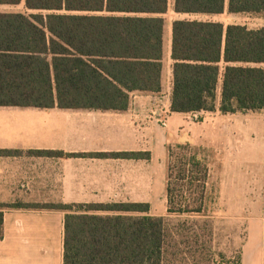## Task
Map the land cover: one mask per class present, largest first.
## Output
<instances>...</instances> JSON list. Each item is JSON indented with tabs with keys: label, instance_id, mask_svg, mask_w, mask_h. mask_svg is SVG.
Returning a JSON list of instances; mask_svg holds the SVG:
<instances>
[{
	"label": "trees",
	"instance_id": "1",
	"mask_svg": "<svg viewBox=\"0 0 264 264\" xmlns=\"http://www.w3.org/2000/svg\"><path fill=\"white\" fill-rule=\"evenodd\" d=\"M24 6L25 12H0V106L123 111L132 92L162 90L169 0H24ZM174 11L256 14L264 13V0H174ZM171 25L172 112L216 110L220 80L222 113L264 111V26L180 17ZM208 164L190 143L168 145L167 211L185 217L176 222L150 214L148 202L10 206L67 212L64 264H171L185 248L208 249L209 225L188 219L206 215L212 202ZM3 223L0 211V240Z\"/></svg>",
	"mask_w": 264,
	"mask_h": 264
},
{
	"label": "crops",
	"instance_id": "2",
	"mask_svg": "<svg viewBox=\"0 0 264 264\" xmlns=\"http://www.w3.org/2000/svg\"><path fill=\"white\" fill-rule=\"evenodd\" d=\"M172 20L166 21L171 35L164 51L162 90L132 92L126 110L0 106V150L22 151L0 154V264H64L67 212L12 204L148 202L152 214L154 200L167 198L168 145H195L183 141L180 131L188 118L206 113L217 126L225 121L224 133L232 132L226 138H231L235 169L244 175L249 168L248 180L243 176L238 183L249 201L239 264H264V111L222 113L220 80L216 110L172 112ZM164 115L166 127L157 120ZM228 117L232 122L224 120ZM48 151L57 154L44 153Z\"/></svg>",
	"mask_w": 264,
	"mask_h": 264
},
{
	"label": "rangeland",
	"instance_id": "3",
	"mask_svg": "<svg viewBox=\"0 0 264 264\" xmlns=\"http://www.w3.org/2000/svg\"><path fill=\"white\" fill-rule=\"evenodd\" d=\"M169 11L165 15L166 21L180 17L186 19L214 20L222 22L225 26L231 23H247L251 27H257L264 23V13L262 14H231L224 12L219 15L207 14H177L174 10V0H169ZM24 0L18 4H0V12H25ZM171 33L168 30V23L165 25V47L167 50L168 40ZM209 115V116H208ZM212 114L191 116L188 122H184L183 141L194 143L200 157H205L210 167V187L211 203L206 209V215L188 216L192 222L209 225L211 234L205 238L207 240L205 251L190 253L187 248L177 255L176 260L171 264H234L239 254L241 246L246 239V224L248 219L249 201L248 192L241 191L238 184L243 181V176L247 181L249 178V168L245 174H240L234 167L233 147L230 144L231 138L224 133L225 121L223 125H215ZM224 120L232 122L231 117ZM220 134L217 138V134ZM221 137V138H219ZM196 140V141H195ZM178 142H172L173 145ZM226 166V167H224ZM243 193V194H242ZM154 216L169 218L173 222L185 219V217L169 215L167 211V198L160 195L154 200L152 209ZM194 255V256H193Z\"/></svg>",
	"mask_w": 264,
	"mask_h": 264
},
{
	"label": "built area",
	"instance_id": "4",
	"mask_svg": "<svg viewBox=\"0 0 264 264\" xmlns=\"http://www.w3.org/2000/svg\"><path fill=\"white\" fill-rule=\"evenodd\" d=\"M158 122L163 126V127H166L167 124H168V117L167 115H164L163 117H159L157 118Z\"/></svg>",
	"mask_w": 264,
	"mask_h": 264
}]
</instances>
